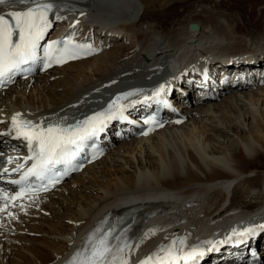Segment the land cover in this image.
Masks as SVG:
<instances>
[{
    "label": "bare ground",
    "instance_id": "1",
    "mask_svg": "<svg viewBox=\"0 0 264 264\" xmlns=\"http://www.w3.org/2000/svg\"><path fill=\"white\" fill-rule=\"evenodd\" d=\"M137 1L145 8L140 18ZM74 2L88 12L84 20L75 17L88 22L106 41L130 36L134 43L21 82L0 97V111L31 110L57 116L62 106L70 104L73 109L68 115L59 117L72 122L92 110L89 100L81 106L78 101L110 80L119 79L110 90L114 93L134 86V81L142 82L140 85L156 81L168 74L169 66L180 73L188 66L197 70L209 64L210 58L224 64L232 56H261L256 53L264 51V27L259 25L264 23V8L250 22L238 11L221 8L218 0ZM188 2H192L190 9L179 15L178 9ZM225 16L230 18L228 26L220 19ZM191 24L199 29L192 30ZM155 66L162 70L153 69ZM66 86L71 90L58 94L57 89ZM257 94H264V85L253 92H236L217 104H205L193 110L182 126L120 144L60 193L47 197L43 211L23 219L22 226L16 224L10 239L0 243V264L60 263L84 239L82 234L109 211L157 214L163 219L155 233L171 235L201 226L224 230L239 221L264 217V164L254 160L255 155L264 154V126L253 115L262 97L256 100ZM10 100L12 104L6 105ZM215 118L220 122L209 134L201 124ZM106 161L110 168H103ZM260 165L263 167L254 169ZM249 168L253 169L247 171ZM90 170H94L93 176H89ZM248 173L254 174L251 183ZM143 228L151 226L148 223ZM146 240L142 239L145 243L140 248L150 244Z\"/></svg>",
    "mask_w": 264,
    "mask_h": 264
},
{
    "label": "snow or ice",
    "instance_id": "2",
    "mask_svg": "<svg viewBox=\"0 0 264 264\" xmlns=\"http://www.w3.org/2000/svg\"><path fill=\"white\" fill-rule=\"evenodd\" d=\"M15 3V0H0V5ZM20 4H26L27 0H19ZM51 3H40L35 8L29 7L26 11H13L7 14L10 19L0 15V85L4 80L11 81L17 72L23 70V65H34L39 59L37 52L41 47L40 41L46 34L50 21L48 13L52 10ZM60 45V47H57ZM91 51L90 46L83 44H72L71 40L54 41L44 49V57L47 67L49 64L63 63L69 59H76L83 51ZM28 70H31L30 68ZM162 88L159 91H161ZM117 99H120L119 97ZM116 102H113V105ZM113 105H109V110L99 112L67 127L61 124H49L44 126L42 122L33 123L20 118L17 113L12 118L13 130L17 138H23L29 148L31 155L29 159L33 161L32 166L23 174L19 181L12 183L21 185L17 196L28 190L29 177H34L42 185L55 182L57 173L67 174L76 170L77 165L73 163L78 154L88 146L87 142L92 140L96 133L103 130L106 120L111 119L110 113ZM57 166H63L62 169ZM7 172V169H5ZM0 199H3L0 196ZM13 200L16 197H12ZM0 208V211H4ZM264 230V226H261ZM233 234H237L234 230ZM239 235H255V229H245ZM91 243V242H90ZM183 245L184 241H180ZM122 251V249L120 250ZM163 258H159V264H174L177 259L176 242L173 241L171 247L161 249ZM197 255V249L193 248L184 257L185 264L192 257ZM203 255V253H199ZM113 256V260H109ZM152 258L150 257L149 260ZM115 256L112 254L108 243V237L100 239L98 243L92 244L90 254L86 252L83 256L77 253L70 264H114ZM126 264V262H123ZM147 264V262H142Z\"/></svg>",
    "mask_w": 264,
    "mask_h": 264
},
{
    "label": "rangeland",
    "instance_id": "3",
    "mask_svg": "<svg viewBox=\"0 0 264 264\" xmlns=\"http://www.w3.org/2000/svg\"><path fill=\"white\" fill-rule=\"evenodd\" d=\"M217 1V0H216ZM138 3H137V9L139 10V16H138V18H140V16H142V14L144 13V10H145V8L144 7H142L143 5L140 3V1H137ZM218 5L221 7V8H223L224 10H233V11H238L242 16H243V18L245 19V20H249L250 22H255L256 21V15L259 13V10L261 9V8H264V0H223L222 2H220V0H218ZM191 4H192V2H188V3H186V5L184 6V7H180L179 9H178V12H179V15H183V14H185V12H187L190 8H187V7H189V6H191ZM143 8H144V10H143ZM249 17V18H248ZM223 22H224V24L226 25V26H228L229 25V23H230V18L229 17H227V16H225L224 18H220ZM138 21V20H137ZM210 22H207V25L209 24ZM259 25H261V26H263L264 27V23H262V21H260V23H259ZM119 37H121V36H119ZM118 38V37H117ZM116 38V39H117ZM122 38V37H121ZM108 40V39H107ZM127 45H125V46H128L129 45V42H127L126 43ZM115 46H117V47H121L120 45H115ZM115 46L111 49V50H114L115 49ZM116 47V48H117ZM111 50H109V51H111ZM256 54H259V55H264V51H258ZM70 73V72H69ZM52 80H54V78H52ZM263 88V87H262ZM259 89V88H258ZM64 90L65 91H69V90H71V88L70 87H65V88H59V89H57V91H58V94H64ZM253 91H256V89H253V90H249V91H247V92H241V93H248V92H253ZM238 94H240V93H238ZM257 95H259V96H256L255 98H256V100L257 99H259L258 97H260V96H262L261 97V101L258 103V110L257 111H255V113L253 114L256 118H257V120L260 122V123H263V126H264V121H263V113H264V94H257ZM70 96V95H69ZM230 96H232V95H230ZM229 97V96H228ZM227 98V97H226ZM5 100V99H4ZM3 100V101H4ZM92 99H90L89 101H91ZM2 101V102H3ZM59 101V100H58ZM5 102V101H4ZM61 102H63V101H61ZM220 102H222V101H217V102H214V104H217V103H220ZM89 103V102H88ZM260 116V117H259ZM248 118H249V116H248ZM208 121V122H207ZM218 122H220L219 121V118H215L214 120H205L204 121V123L205 124H207V126L204 124V123H202L201 124V126H203L202 128H208L207 129V131H210V129L215 125V123H218ZM209 134H211L212 133V131H210V132H208ZM223 139V138H222ZM254 160H255V162H258V163H260V164H264V154H258V155H255L254 156ZM261 167H263V166H257V167H255L254 169H260ZM103 168H110V165H109V162L108 161H106L105 163H104V167ZM251 169H253V168H249V169H247V171H249V170H251ZM97 170H99V169H97ZM96 170V171H97ZM263 171H264V169H262ZM94 170H90L89 171V176H93V174L95 173V172H93ZM246 171V172H247ZM253 175L254 174H252V173H248V174H246V176H247V181L249 182V183H251L252 182V179H253ZM256 181H259V179H256ZM105 182V181H104ZM83 184V183H82ZM85 184V183H84ZM79 187H81V186H79ZM82 187H84V185L82 186ZM90 192V191H89ZM71 193V192H70ZM250 200V199H249ZM252 203H255L256 201L253 199L252 201H251ZM30 235L32 236L33 234L32 233H30ZM28 245H29V243H27ZM16 245H19V244H17L16 243ZM35 246H37V245H35Z\"/></svg>",
    "mask_w": 264,
    "mask_h": 264
},
{
    "label": "water",
    "instance_id": "4",
    "mask_svg": "<svg viewBox=\"0 0 264 264\" xmlns=\"http://www.w3.org/2000/svg\"><path fill=\"white\" fill-rule=\"evenodd\" d=\"M192 28H193V29H198V27H196V26H193Z\"/></svg>",
    "mask_w": 264,
    "mask_h": 264
}]
</instances>
